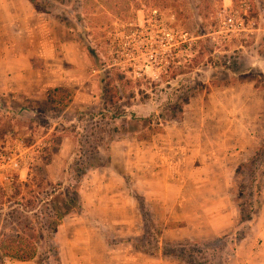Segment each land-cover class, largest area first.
<instances>
[{
	"label": "rangeland",
	"instance_id": "1",
	"mask_svg": "<svg viewBox=\"0 0 264 264\" xmlns=\"http://www.w3.org/2000/svg\"><path fill=\"white\" fill-rule=\"evenodd\" d=\"M27 1L38 53L16 63L35 89L0 93V185L76 188L80 208L34 260L0 264L185 262V249L241 264L242 239L243 255L264 242V216L254 229L239 207L264 210V0ZM56 87L65 108L21 109Z\"/></svg>",
	"mask_w": 264,
	"mask_h": 264
},
{
	"label": "trees",
	"instance_id": "2",
	"mask_svg": "<svg viewBox=\"0 0 264 264\" xmlns=\"http://www.w3.org/2000/svg\"><path fill=\"white\" fill-rule=\"evenodd\" d=\"M31 1L35 3L34 0ZM113 89L117 91L115 86ZM108 92L110 94L111 90L109 89ZM110 95L113 97V94ZM67 99L71 100V91L65 87H56L44 101H38L29 108L21 107V109L33 111L35 114L58 111L67 106L69 102ZM45 159L47 164H51L52 157ZM253 166L254 164H251V167ZM45 183V180L38 181L35 177L25 183L14 185L11 194L0 185L1 259L10 258L22 262L34 260L39 253L42 240L53 238L65 219L80 208L76 188L64 191L62 184L46 183L48 187H44ZM262 189L263 186H258V201L261 200ZM26 191L30 195L24 193ZM257 206L255 208L249 200L241 199L239 204L241 221L256 223L262 209L261 202H257ZM183 252L182 258L187 264H198L186 259V253L189 252L187 249ZM171 256L179 255L172 252ZM192 256L193 254L189 253V257Z\"/></svg>",
	"mask_w": 264,
	"mask_h": 264
},
{
	"label": "crops",
	"instance_id": "3",
	"mask_svg": "<svg viewBox=\"0 0 264 264\" xmlns=\"http://www.w3.org/2000/svg\"><path fill=\"white\" fill-rule=\"evenodd\" d=\"M35 9L30 1L27 0H0V77L1 74L7 72H15V75H7V81L4 84L5 90L0 89V93H6L9 90H25L32 92L35 86L31 81L36 74L33 66H25V72L16 63L18 57H25L27 63L31 61L38 53L37 44L32 41L31 36L34 35L38 28L37 24L33 23L36 18ZM36 27V28H35ZM18 55V56H17ZM21 59V58H20ZM20 62V61H19ZM25 80V82H24ZM19 84V85H18ZM18 85V86H17ZM264 193V190H263ZM264 216L262 209L260 219ZM71 217V216H69ZM66 220V219H65ZM259 222V221H258ZM257 222L252 226L255 229ZM177 230V232H182ZM256 235L260 236L259 233ZM247 239L241 240L238 252L241 251V264H264V242L257 248L256 243L250 244L248 255L244 253L246 249ZM256 240V239H255ZM263 253V254H262ZM111 254V253H110ZM107 254V259L111 260L113 255ZM121 264H186L181 259L147 256L143 253H132L131 256L125 257L119 261Z\"/></svg>",
	"mask_w": 264,
	"mask_h": 264
},
{
	"label": "built area",
	"instance_id": "4",
	"mask_svg": "<svg viewBox=\"0 0 264 264\" xmlns=\"http://www.w3.org/2000/svg\"><path fill=\"white\" fill-rule=\"evenodd\" d=\"M15 165H17V164H15Z\"/></svg>",
	"mask_w": 264,
	"mask_h": 264
}]
</instances>
